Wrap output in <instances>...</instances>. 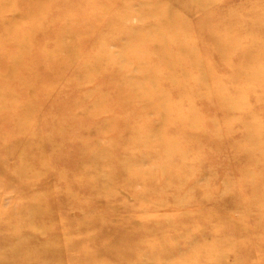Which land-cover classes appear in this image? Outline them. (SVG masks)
Returning <instances> with one entry per match:
<instances>
[{
	"label": "rangeland",
	"instance_id": "374dc122",
	"mask_svg": "<svg viewBox=\"0 0 264 264\" xmlns=\"http://www.w3.org/2000/svg\"><path fill=\"white\" fill-rule=\"evenodd\" d=\"M53 4L0 119V260L68 237L49 264L114 241L117 264H264V0Z\"/></svg>",
	"mask_w": 264,
	"mask_h": 264
},
{
	"label": "bare ground",
	"instance_id": "6f19581e",
	"mask_svg": "<svg viewBox=\"0 0 264 264\" xmlns=\"http://www.w3.org/2000/svg\"><path fill=\"white\" fill-rule=\"evenodd\" d=\"M27 1L30 2V8L28 9L23 6ZM45 2L50 5H54L53 3H55V0H0V119L6 120L7 122L9 119L8 114L13 113L14 109L12 108L10 100L14 97L22 98L23 92H21V90L24 89L28 81L37 78L39 72V50L41 48L43 34L45 31H47L49 26V22L47 21L49 12L51 14V10L53 9V6L51 7V10L50 8L49 10L43 9V3ZM20 92L22 95L17 94ZM24 104H22L18 110H20L19 114L24 112V116L26 117L28 115L26 114V108ZM164 141L165 140L156 135H147L148 143L163 144ZM176 141L177 140L173 142L175 145L177 143ZM175 149V153L177 154L179 149L177 147ZM167 158L164 161L167 160V163L171 164L172 160ZM166 169L169 168L167 167ZM82 178L83 177H81L82 183L88 182L87 177L83 179ZM111 182L112 180L110 183ZM89 185L91 191L97 189L95 183L89 182ZM30 211L31 213H37L35 208H32ZM45 214L50 217V210L47 209ZM36 221L38 223V219ZM38 227V233L45 231V227ZM101 233L102 229L97 230L95 233V238L101 237ZM89 239L90 241L94 242L93 237H90ZM18 240L19 239H17V241ZM73 242V239L68 237L65 239V245L48 244L42 246L37 242H29L28 244L23 243L16 245L13 249V252L18 253L23 251V253L26 255L24 259L27 257L28 260H35V257H32L34 255V251L36 254L41 252L44 256L42 261L44 264H49L60 260V258L63 255L68 254V252L72 250L74 251L75 247H77V244L74 247L75 242ZM121 249V243L118 241L109 243L107 247H104L103 249H101V244H98L94 246L93 249L89 248L86 253H77V262L75 264H98L100 261H105L107 264H117L115 260H111V255L114 253H120ZM128 256V253H125V255L121 256L119 259V264H124V261H126ZM10 257L11 256H9L8 259H1L0 264H24L22 261H18L20 262L18 263L17 261L15 262L10 260Z\"/></svg>",
	"mask_w": 264,
	"mask_h": 264
}]
</instances>
